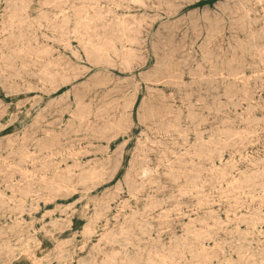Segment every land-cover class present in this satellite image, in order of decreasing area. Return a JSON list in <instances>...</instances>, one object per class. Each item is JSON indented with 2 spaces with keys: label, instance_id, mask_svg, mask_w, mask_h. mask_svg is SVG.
I'll return each instance as SVG.
<instances>
[{
  "label": "rangeland",
  "instance_id": "374dc122",
  "mask_svg": "<svg viewBox=\"0 0 264 264\" xmlns=\"http://www.w3.org/2000/svg\"><path fill=\"white\" fill-rule=\"evenodd\" d=\"M14 1L0 0V264H264V1Z\"/></svg>",
  "mask_w": 264,
  "mask_h": 264
},
{
  "label": "bare ground",
  "instance_id": "6f19581e",
  "mask_svg": "<svg viewBox=\"0 0 264 264\" xmlns=\"http://www.w3.org/2000/svg\"><path fill=\"white\" fill-rule=\"evenodd\" d=\"M10 1V0H9ZM14 1V0H13ZM19 1H21V0H19ZM25 1V0H24ZM23 1V2H24ZM86 1V0H85ZM88 1V0H87ZM135 1V0H134ZM138 1V0H137ZM141 1V0H140ZM140 1H139V3H140ZM234 1H236V0H234ZM247 1V0H246ZM245 1V2H246ZM262 1H264V0H262ZM15 2V1H14ZM18 2V1H17ZM48 2H50L49 0H48ZM52 2V1H51ZM83 2V1H82ZM166 2V1H165ZM248 2V1H247ZM246 2V3H247ZM255 2V1H254ZM257 2V1H256ZM9 3V2H8ZM13 3V2H12ZM20 3V2H19ZM22 3V2H21ZM29 3L30 2H28V5H29ZM55 3V2H54ZM234 3V2H233ZM240 3V2H239ZM261 3V2H260ZM5 4V3H4ZM26 4H27V2H26ZM49 4V3H48ZM53 4V3H52ZM59 4H63L62 3V1L59 3ZM59 4H58V7H59ZM144 4V3H143ZM142 4V5H143ZM171 3H169V5H170ZM259 4V3H258ZM6 5V4H5ZM4 5V6H5ZM14 5H16V2L14 3ZM23 5H24V3H23ZM55 5V4H54ZM57 5V4H56ZM117 5V4H116ZM137 5H138V3H137ZM221 5V4H220ZM17 6H18V4H17ZM20 6V5H19ZM30 6V5H29ZM61 6V5H60ZM64 6H65V4H64ZM97 6V5H96ZM172 6V5H171ZM223 6V5H222ZM236 6V5H235ZM48 7V6H47ZM50 7V6H49ZM143 8H144V6H142ZM146 7V6H145ZM238 7V6H237ZM239 7H241L240 5H239ZM262 7V6H261ZM119 8V7H118ZM225 8H227V7H225ZM245 8V7H244ZM21 9H22V7H21ZM228 9H229V11H230V8L228 7ZM241 9V8H240ZM248 9V8H247ZM260 9H262V8H260ZM259 9V10H260ZM23 10V9H22ZM26 10V9H25ZM64 10V9H63ZM8 11V10H7ZM14 11V10H13ZM44 11V10H43ZM67 11V10H66ZM225 11H226V9H225ZM237 11V10H236ZM243 11V10H242ZM247 11V10H246ZM261 11V10H260ZM27 12V11H26ZM42 12V11H41ZM222 12V11H221ZM261 12H263V11H261ZM237 13H239V12H237ZM237 13H235V14H237ZM246 13V12H245ZM6 14V13H5ZM263 14V13H262ZM62 15V14H61ZM71 15V14H70ZM219 15V14H218ZM12 15H10V17H11ZM55 16V15H54ZM60 16V15H59ZM58 16V17H59ZM68 16V15H67ZM88 16V15H87ZM97 16V15H96ZM192 16V15H191ZM224 16V15H223ZM235 16V15H234ZM241 16V15H240ZM17 17V16H16ZM25 17V16H24ZM57 17V16H56ZM98 17V16H97ZM96 17V18H97ZM244 17H245V15H244ZM13 18H15V17H13ZM18 18V17H17ZM38 18V17H37ZM216 18V17H215ZM241 19H242V17H240ZM240 18H239V20H240ZM248 18H249V15H248ZM8 19H9V17H8ZM35 19H36V17H35ZM39 19H40V17H39ZM46 19V18H45ZM65 19H66V17H65ZM80 19V18H79ZM78 19V20H79ZM210 20V18H207V20ZM237 19V18H236ZM245 19L247 20V17H245ZM245 19H243L244 21H245ZM250 19V18H249ZM10 20H11V18H10ZM9 20V21H10ZM16 20V19H15ZM14 20V21H15ZM37 20V19H36ZM42 20H44V19H42ZM67 20V19H66ZM88 20V19H87ZM93 20V19H92ZM195 20V19H194ZM197 20H199V19H197ZM208 20V21H209ZM233 20V19H232ZM12 21H13V19H12ZM11 21V22H12ZM19 21V20H18ZM35 21V20H34ZM40 21V20H39ZM47 21V19L45 20V22ZM84 21H85V19H84ZM89 21V20H88ZM96 21H97V19H96ZM123 21V20H122ZM204 21H206V20H204ZM214 21H216V20H214ZM234 21H236V20H234ZM243 21V22H244ZM248 21V20H247ZM16 22V21H15ZM29 22V21H28ZM36 22V21H35ZM38 22V21H37ZM42 22V21H41ZM40 22V23H41ZM93 22V21H92ZM210 22V21H209ZM208 22V23H209ZM220 22H221V20H220ZM224 22V21H223ZM223 22H221V23H223ZM240 22H241V20H240ZM10 23V22H9ZM13 23V22H12ZM30 23V22H29ZM66 23V22H65ZM121 23V22H120ZM123 23V22H122ZM183 23V22H182ZM242 23V22H241ZM244 23H246V22H244ZM243 23V24H244ZM249 23H250V21H249ZM17 24V23H16ZM22 24V23H21ZM36 24V23H35ZM62 24V23H61ZM67 24V23H66ZM88 24H89V22H88ZM90 24H91V22H90ZM216 24H218V23H216ZM229 24V23H228ZM236 24H238L237 22H236ZM248 24V23H247ZM13 25H15V24H13ZM12 25V26H13ZM18 25H19V23H18ZM124 24H122V25H120V26H123ZM139 25H141L140 23H139ZM138 25V26H139ZM11 26V27H12ZM34 26V25H33ZM37 26H38V24H37ZM40 26V25H39ZM80 26V25H79ZM201 26V25H200ZM10 27V28H11ZM17 27V26H16ZM19 27V26H18ZM41 27L43 28V26H42V23H41ZM46 27V26H45ZM47 27H48V25H47ZM46 27V28H47ZM53 27V26H52ZM81 27V26H80ZM84 27H85V25H84ZM88 27V26H87ZM124 27V26H123ZM141 27V26H140ZM217 27V26H216ZM224 27V26H223ZM233 27H236V26H233ZM240 27V26H239ZM242 27H244V26H242ZM246 27V26H245ZM9 28V29H10ZM28 28V27H27ZM89 28V27H88ZM106 28H108V27H106ZM227 28V27H226ZM249 28V27H248ZM60 29H63V28H60ZM199 29V28H198ZM198 29H196V30H198ZM237 29V28H236ZM246 29V28H245ZM42 30V29H41ZM102 30H103V28H102ZM114 30V29H113ZM122 30H123V28H122ZM201 30V29H200ZM212 30V29H211ZM242 30V29H241ZM12 31V30H11ZM37 31V30H36ZM73 31V30H72ZM90 31V30H89ZM129 32H130V30H128ZM213 31V30H212ZM263 31V30H262ZM6 32V31H5ZM16 32V31H15ZM39 32H40V30H39ZM53 32V31H52ZM74 32V31H73ZM91 32V31H90ZM200 32V31H199ZM213 32H216V29H215V31H213ZM241 32V31H240ZM264 32V31H263ZM7 33H9V32H7ZM21 33V32H20ZM41 34L43 33V32H40ZM131 33V32H130ZM194 33H195V31H194ZM252 33V32H251ZM92 34V33H91ZM210 34V33H209ZM241 34V33H240ZM73 35H75V33L73 34ZM124 35V34H123ZM141 35V34H140ZM186 35V34H185ZM188 35V34H187ZM42 36H44V34L42 35ZM55 36V35H54ZM72 36V35H71ZM171 36V34H169V37ZM199 36V35H198ZM202 35L200 34V37H201ZM256 36H258V35H256ZM261 36H262V34H261ZM44 37H46V36H44ZM56 37V36H55ZM205 37H206V35H205ZM247 37V36H246ZM248 37H250V36H248ZM33 38V37H32ZM58 38V37H57ZM125 38H126V36H125ZM165 38V37H164ZM208 38V37H207ZM206 38V39H207ZM238 38V37H237ZM243 38V37H242ZM251 38V37H250ZM252 38H254V37H252ZM256 38H258V37H256ZM56 39V38H55ZM75 39V38H74ZM170 39V38H169ZM172 39V38H171ZM200 39V38H199ZM245 39V38H244ZM258 39H260V38H258ZM50 40V39H49ZM108 40V39H107ZM195 40H196V38H195ZM205 40V39H204ZM211 40V39H210ZM105 41V40H104ZM124 41V40H123ZM134 41V40H133ZM162 41V40H161ZM171 41V40H170ZM208 41V40H207ZM248 41V40H247ZM38 42V41H37ZM178 42V41H177ZM209 42V41H208ZM248 42H250V41H248ZM32 43V42H31ZM82 43V42H81ZM80 43V44H81ZM91 42H89V44H90ZM126 43V42H125ZM132 43V42H131ZM162 43H163V41H162ZM179 43V42H178ZM183 43H184V41H183ZM196 43V42H195ZM251 43V42H250ZM38 44V43H37ZM42 44V43H41ZM62 44V43H61ZM127 44V43H126ZM138 44V43H137ZM169 44V43H168ZM177 44V43H176ZM208 44V43H207ZM242 44V43H241ZM259 44V43H258ZM31 45V44H30ZM40 45V44H39ZM44 45V44H43ZM172 45V44H171ZM186 45V44H185ZM205 45H206V43H205ZM205 45H204V47H205ZM243 45V44H242ZM41 46V45H40ZM89 46V45H88ZM92 46H94V45H90V47H92ZM133 46V45H132ZM162 46V45H161ZM165 46V44L163 45V47ZM173 46V45H172ZM192 46V45H191ZM254 45L252 44V47H253ZM259 47H260V45H258ZM183 47V46H182ZM246 47V46H245ZM251 47V48H252ZM255 47V46H254ZM254 47H253V49H254ZM86 48V47H85ZM94 48V47H93ZM97 48V47H96ZM100 48H102V47H100ZM177 48H179V47H177ZM181 48V47H180ZM156 49H158V48H156ZM184 49V48H183ZM241 49V48H240ZM247 49H250V48H247ZM14 50H16V49H14ZM45 50V49H44ZM88 50H90V49H88ZM94 49H92L91 51H90V53H92L91 55H93V53H95L96 51H98L97 49H95L96 51H94V52H92ZM172 50V49H171ZM175 50H177V49H175ZM175 50L173 51V52H175ZM192 50V49H191ZM191 50H189V51H191ZM46 51V50H45ZM87 51V50H86ZM180 51H182L181 49H180ZM207 51H209V50H207ZM213 51V50H212ZM47 52V51H46ZM88 52V51H87ZM169 52V51H168ZM242 52H243V50H242ZM247 52H248V50H247ZM249 52H250V50H249ZM22 53V52H21ZM99 53V52H98ZM107 53V52H106ZM116 53V52H115ZM161 53V52H160ZM171 53V52H170ZM190 53V52H189ZM213 53V52H212ZM212 53H211V55H212ZM236 53V52H235ZM263 53V52H262ZM167 54V53H166ZM166 54H163V55H166ZM175 54V53H174ZM108 55H109V53H108ZM116 55V54H115ZM173 55V54H172ZM205 55V54H204ZM249 55H251L252 56V54L251 53H249ZM132 56H134V55H132ZM168 56V55H167ZM182 56V55H181ZM188 56H190V55H188ZM210 56V55H209ZM95 57V56H94ZM161 57V56H160ZM206 57V56H205ZM97 58V57H96ZM95 58V59H96ZM169 58V57H168ZM253 58V57H252ZM101 59V58H100ZM100 59L98 58L97 60H99L100 61ZM132 59V58H131ZM164 59V58H163ZM188 59V58H187ZM211 59V58H210ZM216 59V58H215ZM160 60H161V58H160ZM206 60V59H205ZM212 60V59H211ZM238 60V59H237ZM241 60V59H240ZM171 61V60H170ZM172 61H173V59H172ZM179 61V60H178ZM185 61V60H184ZM127 62V61H126ZM134 62V61H133ZM161 62H162V60H161ZM157 63V62H156ZM179 63V62H178ZM181 63V62H180ZM182 63H183V61H182ZM230 63V62H229ZM228 63V64H229ZM113 64V63H112ZM161 65H162V63H160ZM164 64V63H163ZM173 64V63H172ZM171 63H169V64H167V65H172ZM184 64H186L185 62H184ZM122 65V64H121ZM128 66H127V68L129 67V64H127ZM160 65V66H161ZM175 65H176V63H175ZM178 65V64H177ZM222 65V64H221ZM21 66V65H20ZM123 66V65H122ZM170 66H168L169 68H170ZM197 66H199V65H197ZM211 66H212V64H211ZM216 66H218V65H216ZM228 66V65H227ZM242 66H244V64L242 65ZM248 66H249V64H248ZM34 67V66H33ZM163 67V66H162ZM166 67V66H165ZM177 67V66H176ZM262 67V66H261ZM198 68H200V67H198ZM221 68V67H220ZM247 68V67H246ZM15 69H17V68H15ZM168 69V68H167ZM171 69V68H170ZM178 69H179V66H178ZM213 69V68H212ZM14 70V69H13ZM164 70V69H163ZM196 70V69H195ZM46 71V70H45ZM155 71V70H154ZM167 71L168 70H166V73H167ZM170 71H172V70H170ZM178 71V70H177ZM197 71V70H196ZM195 71V72H196ZM216 71V70H215ZM44 72V71H43ZM47 72V71H46ZM158 72V71H157ZM165 72V71H164ZM169 72V71H168ZM175 72V71H174ZM39 73V72H38ZM37 73V74H38ZM155 73H156V71H155ZM159 73V72H158ZM158 73H156V74H158ZM170 73V72H169ZM177 73V72H176ZM181 73H183V72H181ZM203 73V72H202ZM215 73V72H214ZM228 73H229V71H228ZM231 73V72H230ZM256 73H257V71H256ZM260 73H262V72H260ZM264 73V72H263ZM5 74V73H4ZM40 74V73H39ZM152 74V73H151ZM178 74V73H177ZM194 74V73H193ZM201 74V73H200ZM220 74V73H219ZM221 74H222V72H221ZM15 75V74H14ZM159 75V74H158ZM157 75V76H158ZM162 75H164V74H162ZM169 75V74H168ZM223 75V74H222ZM222 75H221V77H222ZM243 75L244 76H246L245 75V72L243 73ZM251 75V74H250ZM49 76V75H48ZM154 76H156V75H154ZM153 76V77H154ZM171 76H173L172 74H171ZM181 76V75H180ZM202 76H204V75H202ZM210 76V75H209ZM235 76V75H234ZM241 76V75H240ZM255 76V75H254ZM148 77V76H147ZM163 78L165 77V76H162ZM174 77H175V73H174ZM212 77H216V76H212ZM220 77V76H219ZM228 77V76H227ZM251 78H252V75L250 76ZM4 78H5V76H4ZM172 78V77H171ZM170 78V79H171ZM180 78V77H179ZM218 78V77H217ZM234 78H236V77H234ZM233 78V79H234ZM250 78V79H251ZM49 79V78H48ZM51 79V78H50ZM177 79V78H176ZM243 79V78H242ZM249 79V76H248V80H250ZM52 80V79H51ZM69 80V79H68ZM105 80V79H104ZM164 80H166V79H164ZM208 80V79H207ZM228 80V79H227ZM238 79H236V81H237ZM163 81V80H162ZM176 81V80H175ZM239 81V80H238ZM150 82V81H149ZM166 82V81H165ZM199 82H200V80H199ZM217 82V81H216ZM50 83V82H49ZM52 83V82H51ZM107 83V82H106ZM161 83V82H160ZM191 83H193L192 81H191ZM260 83V82H259ZM151 84V83H150ZM153 84H154V82H153ZM185 84V83H184ZM53 85V84H52ZM97 85H99V84H97ZM105 85V84H104ZM236 85V84H235ZM243 85V84H242ZM28 86V85H27ZM176 86V85H175ZM13 86H11L10 88H12ZM89 88H90V86H88ZM234 87V86H233ZM255 87V86H254ZM98 88V87H97ZM245 88V87H244ZM248 88V87H247ZM256 88V87H255ZM11 90V89H10ZM9 90V91H10ZM86 90H87V88H86ZM226 90V89H225ZM244 92V91H243ZM257 92V91H256ZM160 93V92H159ZM245 93V92H244ZM78 94V93H77ZM164 94V93H163ZM172 94V93H171ZM191 94V93H190ZM228 94H229V92H228ZM65 95V94H64ZM80 95V94H79ZM82 95H85L84 93L82 94ZM169 95H170V93H169ZM171 96V95H170ZM228 96V95H227ZM67 97H69V94L67 95ZM77 97V96H76ZM75 97V98H76ZM79 97V96H78ZM83 97V96H82ZM172 97V96H171ZM235 97V96H234ZM260 97V96H259ZM60 98V97H59ZM190 98V97H189ZM188 98V99H189ZM84 99V98H83ZM77 100V99H76ZM100 100V99H99ZM161 100H163V99H161ZM174 100V99H173ZM190 100V99H189ZM148 101H150V100H148ZM148 101H146V102H148ZM164 101V100H163ZM175 101V100H174ZM199 101V100H198ZM222 101V100H221ZM62 102V101H61ZM181 102V101H180ZM78 103H81L80 101L78 102ZM82 103H83V101H82ZM85 103V102H84ZM90 103V102H89ZM89 103H87L86 105V107H88L90 104ZM143 103V102H142ZM190 103V102H189ZM198 103V102H197ZM203 103V102H202ZM89 104V105H88ZM184 104V103H183ZM193 104V103H192ZM196 104V103H195ZM194 104V105H195ZM200 104V103H199ZM77 105H79V104H77ZM83 105V104H82ZM107 105H109V104H107ZM151 105H153V104H151ZM172 105V104H171ZM175 105V104H174ZM194 105H192V106H194ZM221 105V104H220ZM79 106H81V105H79ZM83 106H85V105H83ZM93 106V105H92ZM106 106V105H105ZM120 106V105H119ZM145 106V105H144ZM143 106V107H144ZM178 106V105H177ZM184 106V105H183ZM189 106V105H188ZM190 106H191V104H190ZM89 107H91V106H89ZM101 107V106H100ZM108 107V106H107ZM152 107V106H151ZM162 107H164V106H162ZM195 107V106H194ZM77 108H78V106H77ZM81 108V107H80ZM105 108V107H104ZM126 108H128V107H126ZM159 108V107H158ZM201 108V107H200ZM91 109V108H90ZM147 109V108H146ZM146 109H144V111L146 110ZM168 109H170V108H168ZM175 109V108H174ZM92 110V109H91ZM101 110V109H100ZM104 110V109H103ZM102 110V111H103ZM125 111H126V109H124ZM188 110V109H187ZM194 110V109H193ZM250 110V109H249ZM88 111V110H87ZM115 111V110H114ZM155 111V110H154ZM192 111V110H191ZM146 112H147V110H146ZM178 112H180V111H178ZM88 113V112H87ZM161 113H162V111H161ZM196 113V112H195ZM211 113V112H210ZM215 113V112H214ZM78 114V113H77ZM81 114V113H80ZM145 114V113H144ZM149 114V113H148ZM151 114V113H150ZM179 115H181L180 113H178ZM193 114V113H192ZM192 114H190V115H192ZM199 114H201L200 112H199ZM109 115V114H108ZM125 115V114H124ZM194 115V114H193ZM79 116V115H78ZM88 116V115H87ZM146 116L148 117H150V115H147L146 114ZM168 116H170L169 114H168ZM173 116V115H172ZM73 117V116H72ZM83 117V116H82ZM81 117V118H82ZM115 117V116H114ZM147 117H144V119L145 118H147ZM153 118H154V115L152 116ZM199 117V116H198ZM243 117V116H242ZM249 116H247L246 118H248ZM79 118V117H78ZM152 119V118H151ZM42 120V119H41ZM76 120V119H75ZM81 120H83V119H81ZM118 120V119H117ZM162 120V119H161ZM175 120V119H174ZM179 120H181V119H179ZM90 121V120H89ZM145 120H143V122H144ZM163 121V120H162ZM166 121V120H165ZM257 121H259V120H257ZM82 122V121H81ZM115 122V121H114ZM229 122V121H228ZM72 123V122H71ZM92 123V122H91ZM159 123V122H158ZM177 123H179L180 124V122H177ZM201 123V122H200ZM93 124V123H92ZM118 124V123H117ZM62 125V124H61ZM161 125H163V124H161ZM228 125V124H227ZM69 126V125H68ZM71 126V125H70ZM69 126V127H70ZM168 126H170V125H168ZM172 126H173V123H172ZM229 126V125H228ZM60 127V126H59ZM74 127H75V125H74ZM201 127V126H200ZM239 128V127H238ZM69 129V128H68ZM177 129V128H176ZM175 129V130H176ZM243 129V128H242ZM66 130V129H65ZM229 131V130H228ZM244 131V130H243ZM261 131V130H260ZM65 132H67V130L65 131ZM214 132V131H213ZM52 133H54V132H52ZM166 133V132H165ZM164 133V134H165ZM184 133H185V131H184ZM63 134V133H62ZM143 134V133H142ZM169 134V133H168ZM167 134V135H168ZM260 134V133H259ZM237 135H239V134H237ZM236 135V136H237ZM244 135V134H243ZM49 136V135H48ZM251 136V135H250ZM145 137V136H144ZM170 137V136H169ZM190 137V136H189ZM217 138H218V136H216ZM253 137V136H252ZM202 138L203 137H201V140H202ZM257 138V137H256ZM147 139V138H146ZM199 139H200V137H199ZM224 140V139H223ZM231 140H232V138H231ZM230 141V140H229ZM240 141V140H239ZM143 142V141H142ZM204 142V141H203ZM206 142H207V140H206ZM206 142H204V143H206ZM24 143V142H23ZM147 143V142H146ZM206 144H208V143H206ZM250 144H252V143H250ZM263 144V143H262ZM11 145H12V143H11ZM160 145V144H159ZM143 146V145H142ZM155 146V145H154ZM163 145H161V147H162ZM249 146V145H248ZM219 147V146H218ZM262 147V146H261ZM216 148H217V146H216ZM149 150V149H148ZM211 150V149H210ZM22 151V150H21ZM64 153H65V151H63ZM68 152V151H67ZM256 152V151H255ZM77 153H79V152H77ZM145 153V152H144ZM231 153V152H230ZM46 154H47V152H46ZM162 154V153H161ZM53 155V154H52ZM151 155V154H150ZM165 155V154H164ZM213 155V154H212ZM229 154H227V156H228ZM247 155V154H246ZM28 156V155H27ZM160 156V155H159ZM251 156V155H250ZM257 156H259L258 154H257ZM46 157V156H45ZM52 157H54V156H52ZM51 157V158H52ZM62 157V156H61ZM229 157V156H228ZM254 157V156H253ZM49 158V157H48ZM196 158V157H195ZM239 158V157H238ZM241 158V157H240ZM27 159V158H26ZM42 159V158H41ZM44 159V158H43ZM121 159V158H120ZM141 159H143V157L141 158ZM156 159V158H155ZM161 158H159V160H160ZM191 159V158H190ZM200 159V158H199ZM246 159V158H245ZM253 159V158H252ZM1 160V159H0ZM3 160H4V158H3ZM3 160H2V162H3ZM48 160V159H47ZM158 160V159H157ZM162 160V159H161ZM161 160L160 161H158V162H160L161 163ZM254 160V159H253ZM20 161V160H19ZM33 161V160H32ZM31 161V162H32ZM45 161V160H44ZM156 161V160H155ZM241 161V160H240ZM37 162V161H36ZM167 162V161H166ZM210 162H212V161H210ZM251 162V161H250ZM34 163V162H33ZM150 163V162H149ZM169 163V162H168ZM51 164V163H50ZM175 164H176V162H175ZM174 164V165H175ZM190 164V163H189ZM213 164V163H212ZM215 164V163H214ZM219 164H220V162H219ZM239 163H237V165H238ZM253 164H255V163H253ZM4 165H5V163H4ZM31 165V164H30ZM65 165V164H64ZM139 165V164H138ZM171 165V164H170ZM181 165V164H180ZM18 166V165H17ZM60 166V165H59ZM213 166V165H212ZM251 166H252V164H251ZM259 166V165H258ZM32 167V166H31ZM159 166H157V168H158ZM165 167V166H164ZM179 167V166H178ZM209 167V166H208ZM262 167V166H261ZM68 169V168H67ZM147 169V168H146ZM161 169V168H160ZM167 169V168H166ZM217 169H218V167H217ZM28 170V169H27ZM74 170V169H73ZM149 170V169H148ZM157 170V169H156ZM180 170V169H179ZM193 170V169H192ZM181 171V170H180ZM212 171V170H211ZM263 171V170H262ZM142 172H143V170H142ZM150 172H152V171H150ZM22 173H25V172H22ZM29 173V172H28ZM78 173V172H77ZM163 173H165V172H163ZM206 173H207V171H206ZM213 173V172H212ZM211 173V174H212ZM237 173V172H236ZM32 174V173H31ZM74 174V173H73ZM153 174V173H152ZM198 174V173H197ZM203 174V173H202ZM28 175H30V173L28 174ZM149 175V174H148ZM151 175V174H150ZM192 175H193V173H192ZM200 175V174H199ZM231 174H229V176H230ZM26 176V175H25ZM44 176H46V175H44ZM160 176V175H159ZM165 176V175H164ZM171 176H173V175H171ZM21 177H23V175L21 176ZM36 177V176H35ZM49 177V176H48ZM143 177V176H142ZM146 177V176H145ZM182 177H183V175H182ZM42 179H43V177H41ZM134 178V177H133ZM150 178V177H149ZM157 178V177H156ZM156 178H154V180L156 179ZM167 178V177H166ZM205 178V177H204ZM212 179H213V177H211ZM28 179V178H27ZM85 179V178H84ZM151 179V178H150ZM158 179V178H157ZM169 179V178H168ZM183 179V178H182ZM41 180V179H40ZM148 180V179H147ZM170 180V179H169ZM168 180V181H169ZM180 180V179H179ZM143 181V180H142ZM149 181V180H148ZM160 181V180H159ZM183 181H185V180H183ZM250 181V180H249ZM153 183V182H152ZM176 183V182H175ZM185 183V182H184ZM233 183V182H232ZM28 184V183H27ZM147 184H149L148 182H147ZM155 184V182L153 183V185ZM157 184V183H156ZM160 184V183H159ZM226 184V183H225ZM65 185V184H64ZM137 185V184H136ZM143 185V184H142ZM146 185V184H145ZM181 185V184H180ZM179 185V186H180ZM201 185V184H200ZM227 185V184H226ZM229 185V184H228ZM5 186H6V184H5ZM58 186V185H57ZM138 186H140V185H138ZM156 186V185H155ZM160 186V185H159ZM178 186V187H179ZM59 187V186H58ZM142 187V186H141ZM145 187V186H144ZM165 187V186H164ZM177 187V188H178ZM196 187V186H195ZM60 188V187H59ZM127 188V187H126ZM157 188V187H156ZM162 188V187H161ZM180 188V187H179ZM192 188V187H191ZM200 188V187H199ZM83 189V188H82ZM141 189H143V188H141ZM160 189V188H159ZM251 189V188H250ZM67 190V189H66ZM74 190V189H73ZM91 190V189H90ZM128 190V189H127ZM138 190V189H137ZM162 190V189H161ZM179 190V189H178ZM180 190H182V189H180ZM179 190V191H180ZM188 190V189H187ZM196 190V189H195ZM195 190H193V191H195ZM203 190V189H202ZM68 191V190H67ZM155 191V190H154ZM178 191V192H179ZM191 191V190H190ZM21 192V191H20ZM76 192V191H75ZM137 192V191H136ZM139 192V191H138ZM177 192V193H178ZM182 192H184L185 194H186V191H182ZM216 192H217V190H216ZM57 193V192H56ZM134 193H135V191H134ZM159 193V192H158ZM176 193V194H177ZM191 193V192H190ZM15 194V193H14ZM136 194V193H135ZM188 194V193H187ZM243 194V193H242ZM1 195V194H0ZM129 195V194H128ZM183 195V194H182ZM200 195H202V194H200ZM244 195V194H243ZM131 196V195H130ZM170 196V195H169ZM181 196V195H180ZM180 196H178V197H180ZM193 196V195H192ZM195 197H196V195H194ZM193 196V197H194ZM249 196V195H248ZM6 197V196H5ZM4 197V198H5ZM88 197V196H87ZM132 197V196H131ZM138 197V196H137ZM172 197V196H171ZM174 197V196H173ZM172 197V198H173ZM185 197V196H184ZM187 197H188V195H187ZM246 198H247V196H245ZM251 197V196H250ZM134 199H135V197H133ZM132 198V199H133ZM200 198V197H199ZM6 199H7V197H6ZM151 199V198H150ZM149 199V200H150ZM157 199H158V197H157ZM169 199H170V197H169ZM188 199V198H187ZM193 199V198H192ZM212 199V198H211ZM253 199V198H252ZM10 200V199H9ZM174 200H176V199H174ZM173 200V201H174ZM178 200V199H177ZM199 200V199H198ZM224 200V199H223ZM236 200V199H235ZM240 200V199H239ZM141 201V200H140ZM214 201V200H213ZM218 201V200H217ZM225 201V200H224ZM19 202V201H18ZM24 202V201H23ZM229 202V201H228ZM144 204H145V202H143ZM170 203V202H169ZM202 203V202H201ZM22 204V203H21ZM24 204H25V202H24ZM36 204H38V203H36ZM148 204V203H147ZM163 204H165V203H163ZM208 204V203H207ZM216 204V203H215ZM3 205V204H2ZM113 205V204H112ZM136 205H137V203H136ZM200 205V204H199ZM198 205V206H199ZM235 205V204H234ZM68 206H69V204H68ZM130 206V205H129ZM132 206V205H131ZM197 206V207H198ZM218 206V205H217ZM259 206V205H258ZM11 207H13V206H11ZM88 207V206H87ZM147 207V206H146ZM191 207H194V206H191ZM196 207V208H197ZM201 207V206H200ZM230 207H231V205H230ZM36 208V207H35ZM65 208V207H64ZM131 208V207H130ZM166 208V207H165ZM196 208H195V210H196ZM18 209V208H17ZM20 209H22V207L20 208ZM144 209V208H143ZM191 209V208H190ZM193 209V208H192ZM218 209H220V207H218ZM1 210V209H0ZM28 210V209H27ZM130 210V209H129ZM132 210V209H131ZM149 210V209H148ZM171 210V209H170ZM175 210V209H174ZM22 211H23V209H22ZM144 212H145V210H143ZM167 211V210H166ZM1 212V211H0ZM95 212V211H94ZM118 212V211H117ZM124 212V211H123ZM194 212V211H193ZM247 212V211H246ZM62 213V212H61ZM119 214H120V212H118ZM125 213V212H124ZM180 213V212H179ZM95 214V213H94ZM106 214V213H105ZM137 213H135V215H136ZM148 214H151V213H149L148 212ZM242 214V213H241ZM259 214V213H258ZM107 215V214H106ZM227 215V214H226ZM233 215H235V214H233ZM10 216V215H9ZM132 216V215H131ZM229 216V215H228ZM150 217V216H149ZM180 217V216H179ZM227 218V217H226ZM142 219V218H141ZM147 219V218H146ZM166 219H169V218H167L166 217ZM177 219V218H176ZM156 220V219H155ZM163 220V219H162ZM105 221V220H104ZM127 221V220H126ZM158 222H159V220H158ZM88 223H90V222H88ZM125 224V223H124ZM118 225V224H117ZM136 225V224H135ZM51 226V225H50ZM121 226V225H120ZM186 226V225H185ZM114 227V226H113ZM153 227V226H152ZM255 227H256V225H255ZM237 228V227H236ZM239 228V227H238ZM247 228V227H246ZM85 230V229H84ZM91 230V229H90ZM89 230V231H90ZM95 230V229H94ZM88 231V232H89ZM124 231V230H123ZM257 231V230H256ZM91 232V231H90ZM258 232V231H257ZM207 233V232H206ZM259 233V232H258ZM104 234V233H103ZM105 235V234H104ZM101 236H103L102 234H101ZM174 236V235H173ZM201 237V236H200ZM208 237V236H207ZM206 236H205V239L207 238ZM174 238H175V236H174ZM121 239V238H120ZM159 239V238H158ZM187 239V238H186ZM29 240V239H28ZM124 240V239H123ZM31 241V240H30ZM107 241V240H106ZM246 241V240H245ZM29 242V241H28ZM100 242H102V241H100ZM128 242V241H127ZM224 242V241H223ZM238 242V241H237ZM99 243V242H98ZM97 243V244H98ZM115 243H117V241L115 242ZM118 243H120V242H118ZM130 243V242H129ZM26 244H28V243H26ZM84 244L85 243H83V246H84ZM121 244V243H120ZM126 245H128V243H125ZM214 244V243H213ZM248 244V243H247ZM168 245V244H167ZM28 246V245H27ZM114 246V245H113ZM118 246H120V245H118ZM122 246L123 247H125L126 248V246H124L123 244H122ZM177 246V245H176ZM132 247V246H131ZM219 247V246H218ZM80 248V247H79ZM121 248V247H120ZM183 249V248H182ZM201 249V248H200ZM94 250V249H93ZM129 251V250H128ZM127 251V252H128ZM131 251V250H130ZM258 251V250H257ZM126 252V253H127ZM68 253V252H67ZM125 254V253H124ZM69 255V254H68ZM189 255V254H188ZM33 256V255H32ZM93 257V256H92ZM150 260V259H149ZM160 260V259H159ZM37 260H35V262H36ZM128 261V260H127ZM137 261V260H136ZM163 261V260H162ZM204 261V260H203ZM58 262V261H57ZM217 262V261H216ZM129 263V262H128ZM225 263V262H224ZM66 264V263H65ZM226 264V263H225Z\"/></svg>",
  "mask_w": 264,
  "mask_h": 264
}]
</instances>
